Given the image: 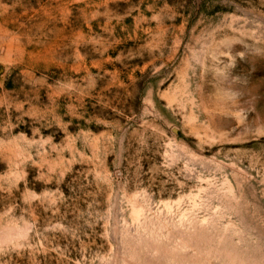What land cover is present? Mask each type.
<instances>
[{
    "label": "rangeland",
    "instance_id": "rangeland-1",
    "mask_svg": "<svg viewBox=\"0 0 264 264\" xmlns=\"http://www.w3.org/2000/svg\"><path fill=\"white\" fill-rule=\"evenodd\" d=\"M0 264H264V0H0Z\"/></svg>",
    "mask_w": 264,
    "mask_h": 264
},
{
    "label": "clouds",
    "instance_id": "clouds-1",
    "mask_svg": "<svg viewBox=\"0 0 264 264\" xmlns=\"http://www.w3.org/2000/svg\"><path fill=\"white\" fill-rule=\"evenodd\" d=\"M225 76L227 77L228 76V73H225Z\"/></svg>",
    "mask_w": 264,
    "mask_h": 264
}]
</instances>
